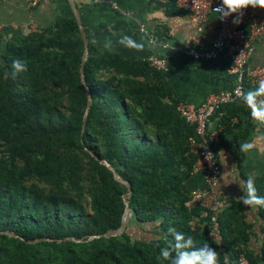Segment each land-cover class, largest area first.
<instances>
[{"label": "trees", "instance_id": "16d2710c", "mask_svg": "<svg viewBox=\"0 0 264 264\" xmlns=\"http://www.w3.org/2000/svg\"><path fill=\"white\" fill-rule=\"evenodd\" d=\"M162 5L169 15L182 11L176 0ZM81 34L74 18L59 19L7 41L0 54V264H170L158 259L172 241L169 228L197 248L215 249L220 264L225 253L233 264L241 255L264 264V207L258 251L250 247L255 234L245 210L231 202L217 220L220 245L210 239L211 212L192 202L187 187L197 159L195 126L178 112L161 70L148 60L100 53L89 41L84 123ZM17 58L27 70L13 76ZM239 113L253 130L242 99L220 106L209 121L217 118L227 132L238 128ZM213 148L225 150L220 141ZM255 186L264 196V174ZM130 191L128 226L103 237L120 227Z\"/></svg>", "mask_w": 264, "mask_h": 264}, {"label": "crops", "instance_id": "0c3cea01", "mask_svg": "<svg viewBox=\"0 0 264 264\" xmlns=\"http://www.w3.org/2000/svg\"><path fill=\"white\" fill-rule=\"evenodd\" d=\"M31 1H0V54L7 41L52 27L59 19L74 18L77 9L88 41H92L100 53L106 51L124 59L147 60L150 56L165 59L166 65L161 72L180 102L198 106L209 95L230 90L234 85L229 54L220 52L217 58L205 60L195 59L185 50L191 45L199 52L210 51L217 29L215 15H209L198 31V23L188 13L167 14L162 5L165 0H40L36 6H32ZM141 28L147 33H142ZM242 28L249 34L245 25ZM125 36L141 44L142 48L137 50L121 45L119 41ZM192 38H196V43H192ZM109 43L111 47L105 48ZM251 48L249 66L264 67V35L252 40ZM255 88L248 86L245 92ZM238 116L241 120L238 128L227 132L219 126L217 118L208 124L209 131L217 133L225 146L224 154L219 155L221 172L214 190L227 200V206L231 202L245 210L246 221L252 225L255 234L250 247L258 251L262 239L258 207L245 206L239 198L244 195L243 189L246 190L244 181L251 177L255 186L264 174V123L251 119L254 129L247 132L245 114ZM237 122L238 118H234L233 124ZM245 142L258 147L242 152L240 146ZM187 187L190 191L203 189V175L193 174Z\"/></svg>", "mask_w": 264, "mask_h": 264}, {"label": "built area", "instance_id": "2783aa9c", "mask_svg": "<svg viewBox=\"0 0 264 264\" xmlns=\"http://www.w3.org/2000/svg\"><path fill=\"white\" fill-rule=\"evenodd\" d=\"M39 1L32 0L31 5L36 6ZM220 4L221 0H176V6L198 23V31L209 15H215L217 21L210 51L199 52L190 45L185 47L186 52L195 59L205 60L215 59L220 52H226L232 60L230 73L235 76L234 85L230 90L209 95L198 106L180 102L177 107L180 115L195 126V137L191 139V145L194 147L193 152L197 159L192 172L203 175L205 182L203 189L191 191V199L195 205L211 212L209 237L217 245L221 242L217 220L219 214L227 207V200L214 190L221 167L219 156L213 148L219 139L217 133L209 131V119L220 106L241 100V93L245 92L247 84L257 87L258 82L264 79V67L249 66L252 55L251 41L264 35V10L249 7L243 10L240 22L234 24L236 15L221 19L219 13L214 12ZM242 25L249 29V34ZM141 32L147 33L144 28H141ZM150 42L153 40L150 39ZM192 43H196V38H192ZM147 60L157 70L165 68L166 61L163 58L150 56ZM208 152L213 154V158H209V161L205 159V154ZM237 264H249V262L241 255Z\"/></svg>", "mask_w": 264, "mask_h": 264}, {"label": "clouds", "instance_id": "9594fccd", "mask_svg": "<svg viewBox=\"0 0 264 264\" xmlns=\"http://www.w3.org/2000/svg\"><path fill=\"white\" fill-rule=\"evenodd\" d=\"M249 7L264 10V0H221L220 6L214 9V12L219 13L221 19L236 15L237 18L233 23L238 24L243 10ZM119 43L137 50L142 48L141 44L128 36L121 38ZM110 47V43L105 45V48ZM26 70L27 64L25 61L19 58L12 61L13 76ZM241 98L250 109L252 119L264 123V79L258 82L255 89L241 93ZM255 147H258V145L245 142L241 144L240 150L247 152ZM221 153L224 154L223 150L217 153V156ZM209 158H213V154L210 152L205 154V159L209 161ZM243 183L246 185V190L243 189L244 195L239 198L240 203L248 207H264V196L257 195L253 179L249 177ZM168 231L172 235V241L169 242L167 247L161 248L158 259L170 261V264H220V254L215 249L208 245L197 248L192 237H186L184 233L177 232L174 228H169ZM223 264H233L230 253L224 254Z\"/></svg>", "mask_w": 264, "mask_h": 264}, {"label": "water", "instance_id": "95a60500", "mask_svg": "<svg viewBox=\"0 0 264 264\" xmlns=\"http://www.w3.org/2000/svg\"><path fill=\"white\" fill-rule=\"evenodd\" d=\"M74 18H75V21L77 22L78 29H79L80 33H82L81 35H82V39H83V42H84V56H83L82 63H81L80 73H81L82 83L85 86V93H86L87 98H88V102H87V106H86V112H85V115H84V123H85L86 116H87L88 111H89L90 106H91V95H90V92H89L88 88L86 87L84 70H83L84 63L87 61V58H88V44H89V41H88V38H87V35H86L87 33H85V30H84L83 25L81 23L80 15H79V12H78L77 9L74 10ZM103 163L105 164V166L108 169H110L113 172L114 177H115V179L117 181L123 183L128 188H130L129 185L115 172V170L107 162H103ZM130 194H131V191L123 196L125 210H124V213H123V216H122V221H121L120 227L118 229H116V230L107 231L103 235V237H105V238L117 237V236H120L125 231L126 227L128 226V224L130 222V208H129V204H128V197L130 196ZM98 237L99 236H91V237H89L88 240H92V239L98 238Z\"/></svg>", "mask_w": 264, "mask_h": 264}]
</instances>
